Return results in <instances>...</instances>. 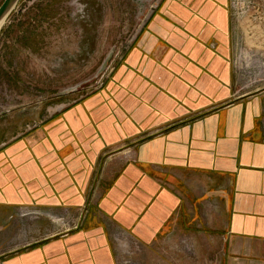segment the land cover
<instances>
[{
  "label": "crops",
  "instance_id": "0c3cea01",
  "mask_svg": "<svg viewBox=\"0 0 264 264\" xmlns=\"http://www.w3.org/2000/svg\"><path fill=\"white\" fill-rule=\"evenodd\" d=\"M184 2L175 38L148 45L147 61L132 51L116 77L118 91H130L113 90L127 115L106 122L80 105L68 112L81 119L72 141L66 132L54 146L35 140L0 152L2 214L79 207L96 173L106 213L77 232L32 238L0 264H115L106 222L146 247L177 229L203 234L221 250L219 264H264V89L233 98L227 57L207 49L210 30L190 24L196 6Z\"/></svg>",
  "mask_w": 264,
  "mask_h": 264
},
{
  "label": "rangeland",
  "instance_id": "374dc122",
  "mask_svg": "<svg viewBox=\"0 0 264 264\" xmlns=\"http://www.w3.org/2000/svg\"><path fill=\"white\" fill-rule=\"evenodd\" d=\"M191 1L196 16L190 15V24L210 30L207 49L218 62L227 57L233 98L264 89V0ZM184 7V0H20L0 31V152L35 140L54 146L66 132L72 141L78 135L72 126L81 119L71 122L68 112L80 105L106 122L127 115L113 93L116 77L132 51L147 61L148 45L175 38ZM122 90L129 96L128 87L117 93ZM119 124L126 134L133 128L132 119ZM151 134L147 130L141 139ZM96 174L81 191L79 207L0 210V258L33 239L77 232L91 215L104 219ZM110 224L102 226L115 264H219L221 250L212 251L203 234L176 229L173 239L146 247L129 230Z\"/></svg>",
  "mask_w": 264,
  "mask_h": 264
},
{
  "label": "water",
  "instance_id": "95a60500",
  "mask_svg": "<svg viewBox=\"0 0 264 264\" xmlns=\"http://www.w3.org/2000/svg\"><path fill=\"white\" fill-rule=\"evenodd\" d=\"M20 0H5L0 6V23L6 22Z\"/></svg>",
  "mask_w": 264,
  "mask_h": 264
},
{
  "label": "bare ground",
  "instance_id": "6f19581e",
  "mask_svg": "<svg viewBox=\"0 0 264 264\" xmlns=\"http://www.w3.org/2000/svg\"><path fill=\"white\" fill-rule=\"evenodd\" d=\"M4 22H2V23H0V31H1V29L3 28V26H4ZM246 53V52H245ZM248 54V53H247ZM244 57H245V55H243ZM248 56V55H247ZM244 59V58H243ZM246 59V58H245ZM250 59V58H249ZM248 60V59H247ZM241 61V60H240ZM247 62H249V61H247ZM246 62V64L248 65V63ZM244 63V62H243ZM242 63V64H243ZM251 63V62H250ZM259 64V63H258ZM244 65H245V63H244ZM263 66V65H262ZM239 67V66H238ZM248 67V66H247ZM259 67V66H258ZM246 68V67H245ZM260 68H261V66H260ZM26 214V213H25ZM130 241H132L133 242V240L132 239H130Z\"/></svg>",
  "mask_w": 264,
  "mask_h": 264
}]
</instances>
